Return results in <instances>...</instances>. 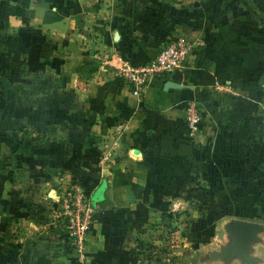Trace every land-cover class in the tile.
<instances>
[{"label":"crops","instance_id":"0c3cea01","mask_svg":"<svg viewBox=\"0 0 264 264\" xmlns=\"http://www.w3.org/2000/svg\"><path fill=\"white\" fill-rule=\"evenodd\" d=\"M177 37L195 44L179 89L136 93L105 65ZM73 181L95 213L84 262L56 217ZM263 208L264 0H0V264H136L182 221L203 242Z\"/></svg>","mask_w":264,"mask_h":264},{"label":"built area","instance_id":"2783aa9c","mask_svg":"<svg viewBox=\"0 0 264 264\" xmlns=\"http://www.w3.org/2000/svg\"><path fill=\"white\" fill-rule=\"evenodd\" d=\"M195 44L185 37H177L166 44L157 55L147 62H128L118 60L115 64L105 62L113 77L123 80L136 93L146 89L154 77H165L175 70L186 68ZM187 124V136L194 139L200 130L202 111L198 103L188 102L184 108ZM61 194L56 210V217L61 222L68 238V246L82 262L85 261V249L95 223V213L90 203V196L72 182L66 185Z\"/></svg>","mask_w":264,"mask_h":264},{"label":"rangeland","instance_id":"374dc122","mask_svg":"<svg viewBox=\"0 0 264 264\" xmlns=\"http://www.w3.org/2000/svg\"><path fill=\"white\" fill-rule=\"evenodd\" d=\"M65 190L64 188L62 193ZM226 219L229 218H225L222 222L218 223L217 227L215 224L209 226L213 233V237L210 238L208 243L190 241L189 238L185 240V237L181 234L183 230H188L190 228V219L189 221H182V223L179 224L177 233H173L171 237L168 230H166V232L164 230L163 232L166 234L162 235V240L155 242L150 249L147 248V252L142 253L143 257L140 258L136 264H208L209 252L212 250H219L220 246L226 243L225 233L223 231V224ZM259 220L260 222L258 223L264 226V218ZM193 226L195 225H192L191 232L193 231ZM197 232L198 231H194L196 234ZM189 243L192 244L190 245ZM255 253L264 260V245L256 246Z\"/></svg>","mask_w":264,"mask_h":264},{"label":"water","instance_id":"95a60500","mask_svg":"<svg viewBox=\"0 0 264 264\" xmlns=\"http://www.w3.org/2000/svg\"><path fill=\"white\" fill-rule=\"evenodd\" d=\"M183 73L175 70L170 79L176 89L181 86ZM226 243L219 250L208 254L207 263L213 264H263L264 260L256 255V246L264 245V226L250 221L229 218L223 224Z\"/></svg>","mask_w":264,"mask_h":264},{"label":"trees","instance_id":"16d2710c","mask_svg":"<svg viewBox=\"0 0 264 264\" xmlns=\"http://www.w3.org/2000/svg\"><path fill=\"white\" fill-rule=\"evenodd\" d=\"M128 62H132V61H128ZM132 63H133V62H132ZM136 63H141V62H136ZM72 183L75 184V185L81 186V187L87 192V194L89 195L88 190H87L85 187H83L79 182L73 181ZM260 211H261V213L263 214V212H264V208H263L262 210H260ZM228 214H229V213H228ZM228 214H226L225 216H226V217H232V216H230V214H229V215H228ZM252 214H253V213H252ZM252 214H251V216H252ZM249 215H250V214L247 212L245 215H242L241 218H243V219L249 218ZM222 217H224V216H222ZM262 218H264V216H263ZM209 229H210V228H209ZM211 237H213V233H212V231H211V229H210V232L207 233L206 239H204V240H202V241H203L204 243H208ZM160 239H162V237H161ZM151 247H152V244H148V243H146L145 246H142V244H140V245H139V249H138V251H136V252H135V251L130 252L129 255H128V258H129L130 260H132L133 263L138 262L139 259L143 257V254H142V253H146V252H147V251H146L147 248L150 249ZM152 255H153V254H152Z\"/></svg>","mask_w":264,"mask_h":264}]
</instances>
